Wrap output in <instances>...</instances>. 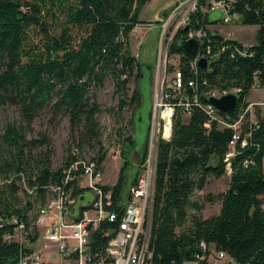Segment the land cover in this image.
I'll use <instances>...</instances> for the list:
<instances>
[{"label":"trees","instance_id":"trees-1","mask_svg":"<svg viewBox=\"0 0 264 264\" xmlns=\"http://www.w3.org/2000/svg\"><path fill=\"white\" fill-rule=\"evenodd\" d=\"M150 1L0 0V107L15 108L19 117L16 123L7 126L2 136L8 153L1 159V171L20 178L27 175L28 186L36 192L41 204L50 188L63 184L65 172L84 160V147L96 150L97 156L92 160L100 166L105 162L107 152L99 121L103 108L95 90L102 88L108 77L114 80L117 94L123 97L119 112L134 103L139 109L142 97L139 82L144 71L145 76H151L153 67L143 65L132 53L131 36L141 24L140 15ZM226 1L231 5V14L242 25L260 27L256 45L245 47L207 30L208 12L200 7L191 15L190 29L206 32L198 53L210 54L214 67L198 66L196 71L192 70L190 63L196 56L181 46L188 36L184 29L178 31L170 46L169 55L180 56L179 69L187 92L190 95L198 92L199 105L194 106L189 117L177 108L171 141L161 140L158 144L149 216L152 264H208L211 248L216 252L215 257L224 252L227 264H264L261 198L264 196V116L256 108L259 110L251 121L250 113L246 112L253 89L264 88V0ZM133 78L137 90L128 102V86ZM189 81H194L195 87H188ZM233 89L239 90L236 109L229 114L217 110V119H213L205 110L212 104L209 93ZM46 115L49 123L67 119L70 139L75 144L59 168H54L55 152L48 136L27 137L34 131L35 123ZM241 115L244 116L242 136L247 141L244 146L238 145L228 175L225 158L234 129L222 125L220 120L235 124ZM147 149L148 142L142 161ZM127 169L122 168L114 186H102L105 191L113 192L114 208L120 217L129 190ZM140 173L139 166L132 185ZM223 176L230 180L227 191L206 196L212 203L220 201V211L204 218L203 206L193 196L206 188L210 177ZM66 188L73 190L77 202L89 190L80 187V180L69 182ZM16 189L12 182L10 198L0 195V216L4 220L16 216L29 227L27 214L32 202L28 201L24 209H16L12 205ZM11 230L9 226L0 228V264H16L21 252L33 251L7 242L4 236ZM101 231L91 239L95 251H102L108 241L102 238ZM38 238L35 229L32 243Z\"/></svg>","mask_w":264,"mask_h":264},{"label":"built area","instance_id":"built-area-1","mask_svg":"<svg viewBox=\"0 0 264 264\" xmlns=\"http://www.w3.org/2000/svg\"><path fill=\"white\" fill-rule=\"evenodd\" d=\"M180 0L168 12L162 25L159 38L157 72L161 73L163 80H158L155 88L153 106L150 113L149 147L146 157L140 165L141 173L138 180L128 192L127 199L121 208V217L113 204V192L105 191L102 186L104 174L102 166L96 160H79L65 172L63 184L51 189V197L38 208L33 225H28L17 218L1 220L0 228L11 227L5 236L10 243L19 244L25 248L32 242L35 229H44L43 239L47 246L54 247L55 254L59 256L58 262L46 259L42 250L21 252L16 264H152V253L149 250L150 212L153 202V190L156 174L158 144L161 140L170 142L173 134V122L177 108H181L186 117L191 116L194 106L199 105L198 92L188 94L183 80V74L178 68L172 78L165 81L167 57L175 35L180 29L189 27L187 39L195 38L199 44L207 36L203 29H190L191 15L201 7L209 11L219 10L223 22L229 23L236 19L231 14V5L226 0ZM206 12V11H205ZM137 26L133 32H137ZM142 46V42L139 44ZM209 51V50H208ZM209 54V52H208ZM245 54V52H242ZM138 58V54L135 55ZM207 58L209 62L213 57L198 53L190 63L192 70L198 68V61ZM195 87L194 81H189L188 87ZM259 89V87H257ZM264 89V88H261ZM239 90L220 92L213 90L208 98H220L227 94L238 95ZM254 106L250 104L246 112L250 113L251 121L254 120ZM206 112L217 119V108L209 104ZM244 116L241 115L235 124L220 120L226 127L234 129L233 137L229 143V152L226 155L227 173L231 174V159L235 157L237 147L246 145V138L242 136L241 125ZM121 150H119L120 153ZM73 180L87 182V188L92 191L93 200L75 213L74 206L77 198L73 190L66 186ZM49 192V191H48ZM47 192V194H48ZM33 193V190H31ZM82 210V211H81ZM104 240H108L102 251L91 248V239L98 230ZM1 254V249H0ZM216 264H227L228 257L220 252L215 257ZM196 264V263H188Z\"/></svg>","mask_w":264,"mask_h":264},{"label":"rangeland","instance_id":"rangeland-1","mask_svg":"<svg viewBox=\"0 0 264 264\" xmlns=\"http://www.w3.org/2000/svg\"><path fill=\"white\" fill-rule=\"evenodd\" d=\"M177 0H151L143 9L140 15L141 24L137 32H133L131 36V50L134 55H139L138 60L143 65L153 67V71L150 77L145 76L146 72L142 74V80L140 83L141 89V105L138 109L137 103L131 106H126L121 112L118 110V105L123 98L116 92V85L111 77H108L104 86L95 90L97 100L103 108V112L99 116L102 131V144L104 150L107 152L106 160L102 164V170L104 174L103 185L114 186L120 176V172L123 167L128 168L127 177L131 171H135L137 174L138 167L142 163L143 151L145 149L146 142L149 147V130L147 134L148 126V114L152 110L153 99L155 94V88L158 80H163V76L158 75L157 61H158V47L159 38L162 32V25L165 22V13L174 7ZM233 2L234 0H229ZM207 12L208 9L205 8ZM223 19L222 13L219 10L209 11L210 24H216L219 20ZM234 21V19H233ZM142 46L140 47V43ZM180 56L169 55L167 57L166 69H164L165 81L172 78L173 73L179 68ZM144 77V78H143ZM141 79V78H140ZM137 82L135 78L132 79L128 86V98L129 102L135 90H137ZM264 94L256 92L253 89L249 101L261 102L264 101ZM261 114L264 116V106ZM259 107H254V114L258 111ZM114 109L113 111H108ZM142 119L139 126L136 127V122ZM19 120L18 113L13 107H0V195L2 198H10V184L15 183L17 189L13 193L12 205L16 209H24L31 200L32 208L28 211V218L33 225V220L36 217L38 208L42 205L41 200L36 195V192L31 193V189L28 186V176L16 177L14 174H6L1 171L2 157L7 155L5 150L3 137L6 128L10 124H14ZM136 127V128H135ZM150 127V125H149ZM121 128H125L123 131ZM137 129V130H135ZM48 136L51 140L52 147L54 149L53 164L54 168H59L63 165L65 158L68 155L69 149L72 151L75 148V144L70 139V130L67 119L58 120L54 123H49V116L46 115L42 120H39L34 125V131L27 134L28 139L40 138V136ZM130 138V141L126 140ZM142 150V153L136 150ZM119 150L120 153H119ZM96 150H91L84 147L82 151V159L88 161L96 158ZM134 174V175H135ZM229 177L223 176L222 178L210 177L206 188L203 191H197L193 196V199L200 202L203 206L202 215L204 218L212 217L220 211V201L210 202L206 199L208 194L218 196L227 191L229 187ZM114 184V185H111ZM81 188H87L86 180L80 182ZM47 198L51 197V189L48 190ZM27 194L30 195L27 196ZM93 193L91 190L85 192V200L81 202H91L93 200ZM264 202V196L261 197ZM193 213V211H191ZM4 220L3 216H0V222ZM39 238L36 242H28L27 246L33 250H42L46 259H50L51 262H58L59 256L55 254V249L52 246H47L43 239L44 229L38 231ZM213 264H216V259L212 260Z\"/></svg>","mask_w":264,"mask_h":264},{"label":"crops","instance_id":"crops-1","mask_svg":"<svg viewBox=\"0 0 264 264\" xmlns=\"http://www.w3.org/2000/svg\"><path fill=\"white\" fill-rule=\"evenodd\" d=\"M179 1L180 0H177L175 4H177ZM166 14H167V12L165 13V16H166ZM208 19H209V13H208ZM237 19L238 18L236 17V19H234V21L232 20L229 23H225L221 19L216 24H212V25L208 24L206 28L209 31L218 32L224 38L234 40V41L240 43L241 45H243L245 47H250V46L256 45L257 41H258V31H259L260 27L256 26V25H242L240 23V20L237 21ZM255 90H256V92L264 94V89L256 88ZM249 102H250V104H255L256 107H259V106H262V105L264 106V101L256 102V103L255 102H251V101H249ZM259 109L262 110V108H260V107H259ZM141 121H142V119H140V120H138L136 122V127L140 125ZM149 125H150V112L148 114V126H147V129H146L147 134H148V130H149ZM135 130H137V129H135ZM135 148H136L137 151L142 153V150L141 151L138 150L137 146ZM133 173L135 174L136 172L135 171H131L130 174H133ZM134 174L131 175V176H128V178L126 180V185H127L126 188L127 189H129L132 186ZM111 185H114V184H111ZM84 200H85V198L83 197L78 202H76V204L74 206L75 213H77L81 208L87 206V204L90 203V202H86V203L85 202H81V203H79L80 201H84ZM211 249L212 250H211V255H210L209 259H208V264H213L212 260L215 259V253L216 252H215L214 248H211Z\"/></svg>","mask_w":264,"mask_h":264},{"label":"water","instance_id":"water-1","mask_svg":"<svg viewBox=\"0 0 264 264\" xmlns=\"http://www.w3.org/2000/svg\"><path fill=\"white\" fill-rule=\"evenodd\" d=\"M170 11V10H169ZM167 11V14L168 12ZM166 14V16H167ZM165 16V18H166ZM189 27H185L184 30L188 31ZM181 46L186 50L188 53L196 56L198 54V50L200 47L199 41L195 38H191L188 40H184L181 43ZM198 66L202 69H212L214 67V62H209L207 58H201L198 61ZM210 102L220 111L225 113H232L239 102V97L236 94H227L220 98L213 97L210 99Z\"/></svg>","mask_w":264,"mask_h":264}]
</instances>
